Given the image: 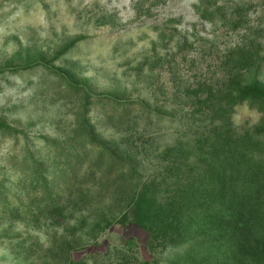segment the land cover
Instances as JSON below:
<instances>
[{"label":"rangeland","instance_id":"rangeland-1","mask_svg":"<svg viewBox=\"0 0 264 264\" xmlns=\"http://www.w3.org/2000/svg\"><path fill=\"white\" fill-rule=\"evenodd\" d=\"M236 80L264 88V0H0V264L248 263L226 232H205L188 258L134 222L80 245L88 191L66 179L88 166L91 125L120 154L146 156L142 172L174 162L204 177L205 141L222 137L206 105ZM128 98L138 106L116 102ZM232 117L235 187L244 213L264 214V142L257 163L240 136L264 126V104Z\"/></svg>","mask_w":264,"mask_h":264},{"label":"trees","instance_id":"trees-1","mask_svg":"<svg viewBox=\"0 0 264 264\" xmlns=\"http://www.w3.org/2000/svg\"><path fill=\"white\" fill-rule=\"evenodd\" d=\"M222 91V101L216 103V107H213V102L206 105L208 111L215 108L213 112L216 114L207 115L208 130L221 132L222 137L217 144L205 141V147L209 149L203 156L209 159V168L204 171V177L196 173L191 175L189 170L176 172L174 167H179L174 162L164 164L157 172H142L146 156L120 154L97 135L91 125V134L84 139L91 150L88 166L77 176H64L74 186L88 191L79 207L80 225L88 226L86 231L78 230L80 245L89 240V232L92 238L114 223L134 222L149 231L151 245H161L164 250L182 249L179 256L188 258L203 252L200 246L205 243L202 239L205 232L212 235L213 241L226 232L229 234L227 238L238 247L235 257L248 259L244 264H264V214L258 211L256 215L244 213L248 206L243 202L250 197L241 190L238 192L232 175V152L236 150L232 149V131L240 134L232 115L235 108L245 101L264 104V88L236 80L226 83ZM95 99L102 101L103 98L99 95ZM137 100L128 98L116 102L120 106H138ZM240 136L247 145L250 158L257 163L262 161L261 149L255 146L264 142V126L253 131H241ZM214 149L218 150L216 160L211 157ZM53 186L61 190L59 183L55 182ZM191 220L203 225V231L199 227L189 229ZM52 262L57 264L58 261L52 259Z\"/></svg>","mask_w":264,"mask_h":264}]
</instances>
